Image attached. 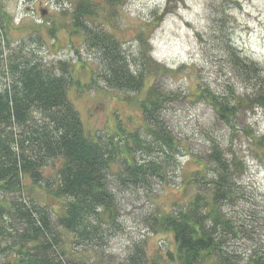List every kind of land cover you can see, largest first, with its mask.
<instances>
[{
	"label": "rangeland",
	"instance_id": "1",
	"mask_svg": "<svg viewBox=\"0 0 264 264\" xmlns=\"http://www.w3.org/2000/svg\"><path fill=\"white\" fill-rule=\"evenodd\" d=\"M79 1L0 0V61L24 44L44 68L55 74L61 73L59 63L66 64L72 78L67 96L81 118L87 138L105 145L108 137L116 139V135L135 132L142 142L150 141L143 129L138 104L146 94L145 89L126 93L109 89L103 83L99 75L104 65L102 58L73 26V12ZM89 1L95 8V17L84 20L85 24L111 34L132 68L140 66L139 57L145 50L154 62L176 71L161 76L166 89L177 95L173 103L166 105L163 115L182 147L175 155L177 164L165 167L167 183L151 177L148 178L150 184L143 189L125 188L118 183L117 173L123 159L121 154L114 157L108 169V181L118 204V217L116 226H104L103 246H98L97 242L71 244L72 234L58 225L65 205L53 192L60 164L49 160L48 165L41 168L43 180L39 185L25 179L17 198L27 206L46 209L50 235L46 233L42 241L52 243L54 253H62L63 261L80 264H127L132 244L144 241L148 264L152 261L178 264L168 257L176 255L172 234L161 230L152 232L146 218L187 206L199 191L195 179L200 178L198 171L211 148L202 133L205 131L211 133L229 160L235 155L243 166L234 181L244 198L233 204L224 203L223 211L235 219V225L236 221L247 220L251 233L245 240L237 239L231 245L235 246L233 249L238 247L241 253L251 246H261L264 243V106L252 104L250 108L241 109L232 117L229 127L217 121L210 105L195 98L194 89L197 82H201L219 96L227 90V85L233 84L237 94H252V88L246 90L220 57L217 58L219 53L211 43L209 12L211 6L219 7L221 2H225L223 6L228 5L232 45L264 72V0H123L118 4ZM164 9L168 11L162 21L157 26L151 25ZM42 10H46V14L41 16ZM197 34L202 36L203 43L199 42ZM6 79L0 73V91ZM35 119L40 116L36 114ZM128 146L132 148L130 154L137 159L153 157L152 153H144L129 142ZM206 176L211 177L209 172ZM253 212L261 218L257 223L246 217ZM106 218L105 215L104 220ZM8 261L17 264L12 254L0 255V264Z\"/></svg>",
	"mask_w": 264,
	"mask_h": 264
},
{
	"label": "trees",
	"instance_id": "2",
	"mask_svg": "<svg viewBox=\"0 0 264 264\" xmlns=\"http://www.w3.org/2000/svg\"><path fill=\"white\" fill-rule=\"evenodd\" d=\"M106 1L118 4L123 0ZM221 3L219 7L211 6L209 12L211 43L219 53L217 58L220 57L234 78L253 92L239 95L234 85L229 84L227 90L216 96L201 82H197L194 90L197 100L202 99L211 106L217 121L231 127L232 117L241 109L250 108L252 104L264 106V72L232 45L228 5ZM167 11L162 10L151 25L157 26ZM94 17L92 3L79 1L73 12L74 29L84 35V40L102 58L104 65L99 75L109 89L126 93L145 89L146 94L138 104L143 129L150 141L142 142L135 132L123 136L115 134L116 139L108 137L105 145L87 138L81 118L67 96L72 78L66 64L59 63L61 73L55 74L44 68L24 44L12 50L6 59L2 57L0 73L7 79L0 91V255L12 254L17 264H80L63 261L62 253H54L52 243L42 241L46 233L50 235L46 209L30 207L21 199L17 200L25 179L39 185L43 180L41 168L47 166L49 160L60 164L53 192L65 205L58 225L72 234L71 244L97 242L98 246L105 245L104 226L117 225L118 204L108 181V169L114 157L121 154L123 159L117 173L118 183L133 189L147 187L151 177L167 183L165 167L177 164L175 155L182 145L172 135L163 115L166 105L173 103L177 95L167 90L161 81L164 73L175 74L176 71L154 62L145 50L139 57L140 66L132 68L111 34L85 24L84 20ZM197 36L203 43L202 36ZM36 114L40 119H35ZM202 133L211 148L198 171L200 178L195 179L199 191L187 206L168 213L150 214L146 218L148 229L172 234L176 255L168 257L178 264H264V243L251 246L243 253L238 247L233 249L231 242L245 240L251 230L247 220L236 221L235 225V219L223 211L224 203L233 204L244 198L234 181L243 166L235 155L229 160L211 133ZM128 142L144 153H152L153 157L135 158L130 154L132 148ZM207 172L211 177L206 176ZM247 216L256 223L261 220L254 212ZM143 243L132 244L127 264H148Z\"/></svg>",
	"mask_w": 264,
	"mask_h": 264
},
{
	"label": "water",
	"instance_id": "3",
	"mask_svg": "<svg viewBox=\"0 0 264 264\" xmlns=\"http://www.w3.org/2000/svg\"><path fill=\"white\" fill-rule=\"evenodd\" d=\"M40 14H41V16L46 14V10H42Z\"/></svg>",
	"mask_w": 264,
	"mask_h": 264
}]
</instances>
